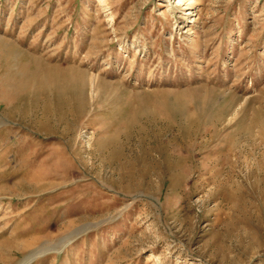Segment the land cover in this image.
Wrapping results in <instances>:
<instances>
[{
    "label": "rangeland",
    "instance_id": "rangeland-1",
    "mask_svg": "<svg viewBox=\"0 0 264 264\" xmlns=\"http://www.w3.org/2000/svg\"><path fill=\"white\" fill-rule=\"evenodd\" d=\"M33 254L264 264V0H0V264Z\"/></svg>",
    "mask_w": 264,
    "mask_h": 264
},
{
    "label": "bare ground",
    "instance_id": "bare-ground-1",
    "mask_svg": "<svg viewBox=\"0 0 264 264\" xmlns=\"http://www.w3.org/2000/svg\"><path fill=\"white\" fill-rule=\"evenodd\" d=\"M36 71V70H35ZM52 73H50L48 71V73H44V74H38L36 72H32V79H27L28 76H26V78H22L21 80H19L17 83L14 84V86L11 87L10 90H8V92H6L7 94H11V97L15 98V99H20V98H23L26 91H28V89L32 87V85H36V84H39L37 86H40V87H44L41 88L43 89V91H47V89L51 88V89H54L55 86H53L54 84H56L53 80V77H55V73L53 71H51ZM54 73V74H53ZM68 74V73H67ZM44 76V77H43ZM69 76V75H67ZM40 79L38 80L37 78ZM77 78V77H76ZM38 80V81H37ZM61 85V84H60ZM70 88V84L69 82H66V85L64 87V89L62 90L63 91V94L68 97L69 95L65 92H67V89ZM39 95L40 94H43V92H38ZM68 95V96H67ZM66 99V98H65ZM34 101V100H33ZM70 101V100H69ZM28 108V107H27ZM34 257V254L31 255L26 261L22 262V264H29V262L32 260V258Z\"/></svg>",
    "mask_w": 264,
    "mask_h": 264
}]
</instances>
